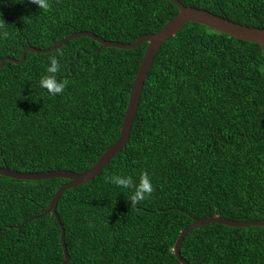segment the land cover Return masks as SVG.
<instances>
[{
    "label": "trees",
    "instance_id": "obj_1",
    "mask_svg": "<svg viewBox=\"0 0 264 264\" xmlns=\"http://www.w3.org/2000/svg\"><path fill=\"white\" fill-rule=\"evenodd\" d=\"M264 29V0H179ZM0 62L45 49L78 32L132 43L163 28L178 8L168 0H0ZM104 47L90 37L49 53L28 52L0 67V167L19 172L93 167L121 134L130 92L147 49ZM67 81L60 94L39 87L49 57ZM154 191L138 204L113 174ZM69 180L0 176V264H62L61 228L49 209ZM57 212L69 264H181V232L221 216L264 220V50L198 23L163 44L142 91L127 145L88 183L65 191ZM190 264H264V227L209 223L181 245Z\"/></svg>",
    "mask_w": 264,
    "mask_h": 264
},
{
    "label": "water",
    "instance_id": "obj_2",
    "mask_svg": "<svg viewBox=\"0 0 264 264\" xmlns=\"http://www.w3.org/2000/svg\"><path fill=\"white\" fill-rule=\"evenodd\" d=\"M168 1L172 2L178 8L177 15L156 33L145 35L132 43L110 41L92 32L83 31L72 34L64 38L62 41H60L59 43L55 44L50 48L38 49L33 46H29L24 50L21 60H17L11 57H6L0 62V67H2L6 61L14 62L17 64L23 63L26 58V54L28 52H35L39 54L49 53L57 50L61 46H64L69 41L80 37H90L95 41L99 42L100 44H102L104 47L119 48L125 50L137 48L145 43L148 44L145 55L143 57L142 63L139 67L138 73L134 80L133 87L130 92V99L126 110V114L123 119L120 138L103 153V155L98 159V161L93 165L91 169L83 173H75L67 170H52L46 172H19V171L11 170L6 167H0V176H5L18 180H27V181L48 180L53 178H63L69 180V182H67L65 185L61 186L57 190L54 197L52 198L49 209H47L41 215L32 217L26 220L25 222H23L20 226H18V229H21L24 225H26L33 219L42 218L47 214H52L61 228V243L64 253V261L62 262V264H69L71 257L68 253V248L66 244L65 228L57 212V205L59 199L62 196V194L68 189L88 183L94 178H96L104 170V168L111 162V160L117 154H119L123 150V148L127 145L131 136L133 122L139 108V103L141 100V95L145 85V81L148 77L154 58L157 55L160 48L163 46V44L172 37H174L185 25L189 23H198L210 29L218 31L220 33L227 34L238 40L259 44L262 46L264 50L263 28H254V27L242 25L234 21H231L227 18L221 17L219 15H215L214 13L205 9L185 6L179 0H168ZM209 223H220L231 227H250V226L264 227V220H231V219L223 218L219 215L196 220L193 224H191L181 232L175 244L174 253L178 258V260L181 262V264H190L186 259L182 257L180 251L181 245L187 234L195 230L196 228Z\"/></svg>",
    "mask_w": 264,
    "mask_h": 264
},
{
    "label": "clouds",
    "instance_id": "obj_3",
    "mask_svg": "<svg viewBox=\"0 0 264 264\" xmlns=\"http://www.w3.org/2000/svg\"><path fill=\"white\" fill-rule=\"evenodd\" d=\"M29 3L36 5L38 11L47 12L50 9V0H29ZM2 16V13H0ZM3 21V19H0ZM50 63L46 67V75H43L39 80V87L45 89L49 95L62 93L65 89L67 81L59 78L58 73L61 65L55 55L49 57ZM109 182L118 188L133 189L129 201L131 204H138L145 200L154 191L152 177L147 172H142L139 175L138 181H134L131 175L113 174L108 177Z\"/></svg>",
    "mask_w": 264,
    "mask_h": 264
}]
</instances>
